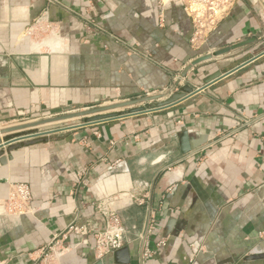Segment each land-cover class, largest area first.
Instances as JSON below:
<instances>
[{
    "label": "crops",
    "instance_id": "crops-1",
    "mask_svg": "<svg viewBox=\"0 0 264 264\" xmlns=\"http://www.w3.org/2000/svg\"><path fill=\"white\" fill-rule=\"evenodd\" d=\"M197 30L182 0H0V129L196 90L264 46V0H236ZM254 38L181 78L197 58ZM184 133L206 145L183 158ZM5 156L0 264H264L247 260L264 254V55L170 108ZM18 184L32 193L22 216L8 210ZM102 207L127 233L121 250L98 259Z\"/></svg>",
    "mask_w": 264,
    "mask_h": 264
},
{
    "label": "water",
    "instance_id": "water-1",
    "mask_svg": "<svg viewBox=\"0 0 264 264\" xmlns=\"http://www.w3.org/2000/svg\"><path fill=\"white\" fill-rule=\"evenodd\" d=\"M256 41L257 40L255 38L246 40L243 42H239L237 44L223 47L205 56H201L200 58H197L196 60L191 62V64L186 66V68L182 73L181 78L184 79L190 70H192L193 68L197 67L198 65L204 62L211 61L214 58L228 55L246 46L254 44L256 43ZM263 55H264V46L260 48L258 51L254 52L253 56L249 60L243 62L237 67L229 71H226L224 73H222L221 71L217 72L213 76L209 77L202 87L193 90V88L186 86L182 88L179 93L171 96L170 98L162 102H158V101L165 97L163 95L148 96L145 98H140L132 101L120 102L108 106H99L90 110L71 112L60 116L48 117L42 120L24 122L18 125L2 128L0 129V136L1 135H8V136H5L4 140L0 141V164L6 165L7 162L11 160V158L5 156V154L9 155L13 151L18 150L23 146H30V145L38 144L40 142H44L46 141L47 137L58 134L60 132L76 130L87 126H93L101 123L122 120V119L141 116L149 113H155L170 108L178 104L179 102L196 97L200 92L209 88L213 84L221 81L222 79L230 76L231 74L242 69L243 67L249 65L250 63L257 60L259 57ZM180 82H178L176 86H178ZM146 103H154V104H152V107L150 109H144L142 105ZM77 118L83 119V122L66 125V126H59V127L55 126ZM12 133H18V134L17 136H14ZM204 145H206L205 142L190 144V138L188 134L184 133L180 145V152L184 158L190 155L192 152L202 148ZM263 258H264V254L261 253V254H257V255L254 254L252 256H249L247 260H259ZM93 264H102V262L98 260Z\"/></svg>",
    "mask_w": 264,
    "mask_h": 264
},
{
    "label": "built area",
    "instance_id": "built-area-1",
    "mask_svg": "<svg viewBox=\"0 0 264 264\" xmlns=\"http://www.w3.org/2000/svg\"><path fill=\"white\" fill-rule=\"evenodd\" d=\"M182 2L189 16L197 25V32H199L203 28L201 25L202 19L205 18L204 16L208 11L214 17L223 16L232 8L236 0H182ZM8 210L11 214L21 216L32 212V193L28 185H15L14 190L9 195ZM100 210L106 218V225L104 229L92 234L95 240V254L98 259L121 250L125 246L127 233L123 220L117 211L108 210L104 207ZM154 223L152 219L149 221L148 232L155 230ZM68 233H75L81 236L91 234L89 226H71L68 229ZM50 249L53 250V248Z\"/></svg>",
    "mask_w": 264,
    "mask_h": 264
},
{
    "label": "rangeland",
    "instance_id": "rangeland-1",
    "mask_svg": "<svg viewBox=\"0 0 264 264\" xmlns=\"http://www.w3.org/2000/svg\"><path fill=\"white\" fill-rule=\"evenodd\" d=\"M209 11L208 13H206V15L204 16L205 18L202 19V30L201 31H205V30H209L211 27H213V25L215 24V22H217V19L219 18L218 17H214L213 14H210ZM212 16V18H211ZM214 22V23H212ZM83 122V119H75L74 121H68L66 123H62V124H59V125H55V126H66V125H71V124H75V123H82Z\"/></svg>",
    "mask_w": 264,
    "mask_h": 264
}]
</instances>
